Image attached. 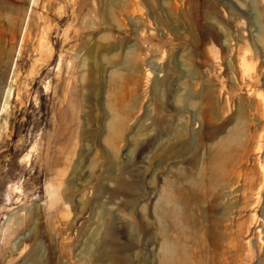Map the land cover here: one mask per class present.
<instances>
[{
    "label": "rangeland",
    "instance_id": "obj_1",
    "mask_svg": "<svg viewBox=\"0 0 264 264\" xmlns=\"http://www.w3.org/2000/svg\"><path fill=\"white\" fill-rule=\"evenodd\" d=\"M260 98L264 0H0V264H264Z\"/></svg>",
    "mask_w": 264,
    "mask_h": 264
},
{
    "label": "bare ground",
    "instance_id": "obj_2",
    "mask_svg": "<svg viewBox=\"0 0 264 264\" xmlns=\"http://www.w3.org/2000/svg\"><path fill=\"white\" fill-rule=\"evenodd\" d=\"M9 88V87H8ZM7 88L5 87L3 89V92L6 90ZM8 91V89H7ZM6 92V91H5ZM9 92V91H8ZM7 92V93H8ZM4 94V93H3ZM259 104L262 105L264 107V102L262 101V99L260 98L259 99ZM4 105V104H3ZM1 107H4V106H1ZM7 107V106H6ZM2 109V108H1ZM264 111V110H263ZM251 187L254 189L253 192H251L248 196V199H247V207H249L250 205H253V204H256L260 201V198H261V189L264 188V165H260L259 167V174H258V177L251 181ZM247 195V194H246ZM245 205V204H244ZM244 207V206H243ZM255 207V206H254ZM246 210V209H245ZM253 215V214H252ZM251 218V217H250ZM254 217L253 219L251 220L249 226L246 227L245 231H243V235L245 238H248L250 235H251V232L253 231V228L255 225L254 224ZM260 227H261V230L263 231L264 233V219L260 221ZM258 229V228H257ZM259 230V229H258ZM257 231V230H256ZM259 250L264 253V236H263V239H262V242L260 244V247H259ZM260 253V252H259ZM237 264H244V262L242 260H239Z\"/></svg>",
    "mask_w": 264,
    "mask_h": 264
}]
</instances>
